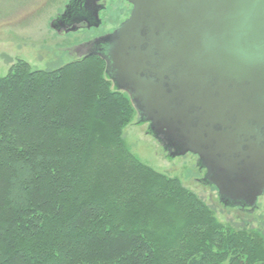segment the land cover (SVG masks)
<instances>
[{
    "label": "trees",
    "instance_id": "1",
    "mask_svg": "<svg viewBox=\"0 0 264 264\" xmlns=\"http://www.w3.org/2000/svg\"><path fill=\"white\" fill-rule=\"evenodd\" d=\"M104 68L17 62L0 78V264L263 263L259 237L128 151L135 110Z\"/></svg>",
    "mask_w": 264,
    "mask_h": 264
},
{
    "label": "water",
    "instance_id": "2",
    "mask_svg": "<svg viewBox=\"0 0 264 264\" xmlns=\"http://www.w3.org/2000/svg\"><path fill=\"white\" fill-rule=\"evenodd\" d=\"M99 1L70 0L50 28H99ZM124 1L131 15L101 39L105 50L76 62L104 60L107 80L169 158L195 155L219 203L255 208L264 194V0Z\"/></svg>",
    "mask_w": 264,
    "mask_h": 264
},
{
    "label": "rangeland",
    "instance_id": "3",
    "mask_svg": "<svg viewBox=\"0 0 264 264\" xmlns=\"http://www.w3.org/2000/svg\"><path fill=\"white\" fill-rule=\"evenodd\" d=\"M69 1L0 0V78L5 77L17 62H25L34 72L56 71L68 63H76L72 46L113 33L130 17L132 8L122 0H107L106 10L100 14L102 23L99 29H78L79 32H61L58 35L50 24L55 16L63 13ZM65 52L72 54L67 57ZM132 116L129 124L121 130V138L128 151L152 171L178 180L188 193L205 204L224 231L253 234L259 237L264 248V194L257 199L255 208H234L219 203L215 187L205 185V170L199 166V159L190 153L169 158V153L148 133L147 124L139 123L136 112ZM199 177L200 180H196ZM237 208L256 212L239 214Z\"/></svg>",
    "mask_w": 264,
    "mask_h": 264
},
{
    "label": "flooded vegetation",
    "instance_id": "4",
    "mask_svg": "<svg viewBox=\"0 0 264 264\" xmlns=\"http://www.w3.org/2000/svg\"><path fill=\"white\" fill-rule=\"evenodd\" d=\"M122 1H124V0H122ZM107 0H100L99 1V5H101V4H105V8L104 9H101V11L98 13V15H99V18H101L100 16V14H101V12H103L104 10H106V7H107ZM98 5V4H97ZM130 5V4H129ZM131 6V5H130ZM132 7V6H131ZM132 9H133V7L131 8V11H132ZM131 13V12H130ZM131 15V14H130ZM56 17V16H55ZM56 20V19H55ZM100 21H101V23H102V20L100 19ZM100 27H101V24H100ZM99 27V28H100ZM99 28H95V27H90V28H87V24L86 23H84V22H82V23H80L79 24V31L80 30H87V31H90L91 29H99ZM79 31H77V32H79ZM64 33V32H63ZM58 35H60L61 33H57ZM106 35H108V34H105V35H102V36H100V37H95V38H92L91 40H89V41H86V42H82V43H80L79 45H76V46H72L73 47V51H74V59L73 60H79L80 58H83V57H85V56H87V55H89V54H91V52H103L105 49L104 48H106V45H104V43L103 42H101V39L104 37V36H106ZM80 48H82L81 50H82V52H80V53H78L79 52V49ZM63 50H65V51H67L68 49H64L63 48ZM62 50V51H63ZM64 52V51H63ZM77 52V53H76ZM66 53V52H65ZM71 54H72V52H69V53H66V55H67V57H69V56H71ZM72 60V61H73ZM69 64V63H68ZM204 170V169H203ZM206 171V170H205ZM205 171H204V174H206L205 173ZM196 180H200V177L198 178V179H196ZM214 187V186H213ZM215 190H216V192H217V189L215 188ZM258 202V201H257ZM237 210V212L239 213V214H250V215H252L253 214V212H256L255 210L251 213L248 209L246 210V209H240V208H237L236 209Z\"/></svg>",
    "mask_w": 264,
    "mask_h": 264
}]
</instances>
